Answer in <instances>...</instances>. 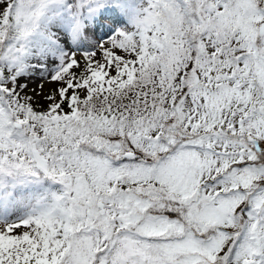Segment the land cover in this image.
<instances>
[{"label":"snow or ice","instance_id":"6c2138e0","mask_svg":"<svg viewBox=\"0 0 264 264\" xmlns=\"http://www.w3.org/2000/svg\"><path fill=\"white\" fill-rule=\"evenodd\" d=\"M0 264H264V0H0Z\"/></svg>","mask_w":264,"mask_h":264}]
</instances>
